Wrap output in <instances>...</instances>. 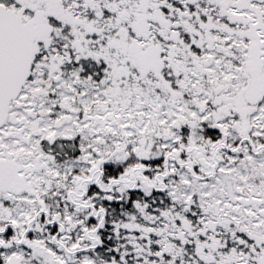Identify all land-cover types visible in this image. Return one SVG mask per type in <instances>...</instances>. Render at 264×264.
I'll use <instances>...</instances> for the list:
<instances>
[{"label": "snow or ice", "instance_id": "1", "mask_svg": "<svg viewBox=\"0 0 264 264\" xmlns=\"http://www.w3.org/2000/svg\"><path fill=\"white\" fill-rule=\"evenodd\" d=\"M0 264H264V0H0Z\"/></svg>", "mask_w": 264, "mask_h": 264}]
</instances>
